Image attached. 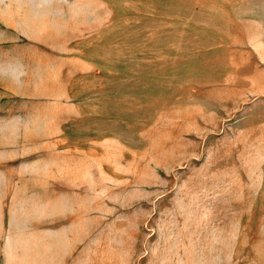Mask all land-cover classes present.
Wrapping results in <instances>:
<instances>
[{
  "label": "rangeland",
  "instance_id": "obj_1",
  "mask_svg": "<svg viewBox=\"0 0 264 264\" xmlns=\"http://www.w3.org/2000/svg\"><path fill=\"white\" fill-rule=\"evenodd\" d=\"M0 264H264V0H0Z\"/></svg>",
  "mask_w": 264,
  "mask_h": 264
},
{
  "label": "crops",
  "instance_id": "obj_2",
  "mask_svg": "<svg viewBox=\"0 0 264 264\" xmlns=\"http://www.w3.org/2000/svg\"><path fill=\"white\" fill-rule=\"evenodd\" d=\"M56 177H58L57 175H55ZM59 178H61V177H59Z\"/></svg>",
  "mask_w": 264,
  "mask_h": 264
}]
</instances>
